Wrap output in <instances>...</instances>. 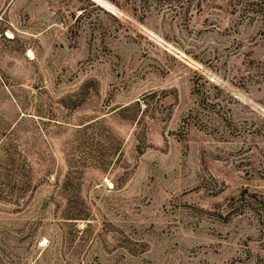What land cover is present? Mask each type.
Listing matches in <instances>:
<instances>
[{"label": "rangeland", "instance_id": "1", "mask_svg": "<svg viewBox=\"0 0 264 264\" xmlns=\"http://www.w3.org/2000/svg\"><path fill=\"white\" fill-rule=\"evenodd\" d=\"M0 264H264V0H0Z\"/></svg>", "mask_w": 264, "mask_h": 264}]
</instances>
